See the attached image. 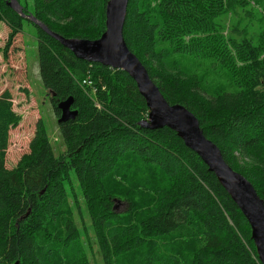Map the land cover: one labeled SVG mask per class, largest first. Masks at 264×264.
<instances>
[{
  "label": "trees",
  "instance_id": "1",
  "mask_svg": "<svg viewBox=\"0 0 264 264\" xmlns=\"http://www.w3.org/2000/svg\"><path fill=\"white\" fill-rule=\"evenodd\" d=\"M8 1L0 0V22L11 30L5 53L27 21ZM258 1L143 0L140 9L130 0L124 38L165 99L194 113L205 136L264 200L261 47L240 37L238 26L225 36L220 23L237 8L250 17ZM107 2L36 0L33 15L63 37L97 40L106 30ZM35 27L54 111L60 118L59 104L72 98L78 116L59 124L65 152L55 153L39 120L29 153L8 169L10 131L20 116L10 91L0 95V264H68L83 253L82 236L90 233L103 264H262L247 219L201 158L173 130L141 127L149 110L135 81L78 59ZM193 54L218 61L235 92L211 94L200 78L168 63ZM87 78L101 108L81 88ZM117 201L126 204L124 212H117ZM73 262L89 264L83 254Z\"/></svg>",
  "mask_w": 264,
  "mask_h": 264
},
{
  "label": "rangeland",
  "instance_id": "2",
  "mask_svg": "<svg viewBox=\"0 0 264 264\" xmlns=\"http://www.w3.org/2000/svg\"><path fill=\"white\" fill-rule=\"evenodd\" d=\"M20 4L34 14V4L36 0H18ZM140 9L145 7L143 0H137ZM10 0L8 1V5ZM10 6V5H9ZM253 14L250 17L244 15L240 9L230 11L222 15L220 23L223 25L225 36H229L232 28L238 26L241 31L240 37L245 35L255 46L261 47V62L264 64V0L251 5ZM30 13V14H31ZM237 32V31H236ZM11 33L6 22H0V95L9 90L12 94L13 109L20 116V123L10 131L9 149L7 151L6 166L13 169L18 166L23 156L30 151V142L36 131L39 120H42L46 126L47 134L55 153L59 155L66 151V146L60 133L59 118L57 117L52 102L50 92L45 88L40 74L39 55H38V30L35 25L25 21L21 33L12 41L10 48L5 53L8 37ZM235 36L237 33L234 34ZM161 47H165L159 45ZM175 56V55H174ZM168 56L171 58L170 65H176L181 71L194 75L203 81L204 87L210 89L211 94L235 92L236 86L233 84L229 72L224 69L218 61L202 55H177ZM172 57H174L172 59ZM166 59V58H165ZM164 59V60H165ZM175 59V60H174ZM174 61L175 64H172ZM215 64V65H214ZM84 94L93 97L95 106L97 102L96 91L91 84L81 85ZM101 107V106H100ZM76 182V181H75ZM76 184V183H75ZM83 217H86L85 205L80 200ZM118 213L124 212L126 204L116 203ZM70 206L73 209V219L77 224L80 223V215L74 208L71 201ZM81 244L83 253L78 256L73 255L68 260V264L77 257L86 255L89 264H103L99 254L95 236L90 233L85 238L82 236Z\"/></svg>",
  "mask_w": 264,
  "mask_h": 264
},
{
  "label": "water",
  "instance_id": "3",
  "mask_svg": "<svg viewBox=\"0 0 264 264\" xmlns=\"http://www.w3.org/2000/svg\"><path fill=\"white\" fill-rule=\"evenodd\" d=\"M129 3L130 0H108L106 30L97 40L63 37L51 31L34 15L25 14L18 0H10L9 5L23 19L34 23L78 59L122 70L135 81L149 110L148 119L140 124L141 127L148 130L163 128L173 130L184 141L186 147L201 158L247 219L258 258L264 264V200L260 198L253 184L227 163L220 148L205 136L194 113L183 105H172L165 99L146 67L129 49L124 38ZM72 105V98L59 104L58 108L61 111L59 124L77 118L78 112L71 109ZM15 264H19V261Z\"/></svg>",
  "mask_w": 264,
  "mask_h": 264
},
{
  "label": "built area",
  "instance_id": "4",
  "mask_svg": "<svg viewBox=\"0 0 264 264\" xmlns=\"http://www.w3.org/2000/svg\"><path fill=\"white\" fill-rule=\"evenodd\" d=\"M87 83H89V84H91V86H93V84H92L90 78H87V79L84 81V85L87 84ZM96 106H97L98 108H101L100 105H99L98 103H96Z\"/></svg>",
  "mask_w": 264,
  "mask_h": 264
}]
</instances>
